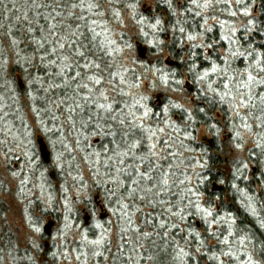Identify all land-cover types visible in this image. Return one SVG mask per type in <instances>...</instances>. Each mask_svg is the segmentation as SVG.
I'll return each mask as SVG.
<instances>
[{"label":"trees","instance_id":"obj_1","mask_svg":"<svg viewBox=\"0 0 264 264\" xmlns=\"http://www.w3.org/2000/svg\"><path fill=\"white\" fill-rule=\"evenodd\" d=\"M65 2L66 0H0V144L6 145V148L10 144L20 146L23 141L21 139L22 134L25 131L28 132L29 129H36L40 132L38 136L42 135L47 144L51 145L50 140L56 143V147L62 153L63 163L67 164V166L63 164V168L57 172L56 178L54 176L53 163L45 164L43 160L41 161L37 147V136L31 132L30 138L32 140L30 141L34 148L32 159L37 162L36 168H43L44 173L42 179L38 175L39 179L44 183L43 190L39 187L37 189L38 191L34 190L30 192V194L35 193V195L26 193V195L36 198V203L34 202L36 204L35 208L39 209L37 214L39 213L40 215L38 218H36L37 216L33 217L37 219L33 222L36 228L42 224L41 219L49 215L53 216L57 221L60 226L59 229L63 228L66 213L63 204L64 193L62 192V187L69 189L68 195L72 197V203L74 205L72 213L68 214L69 222L72 226L67 230V234L64 236L60 234L54 240V243H57V245L54 244L46 248L43 243L42 247L38 248L43 250L41 255L37 254V251L33 247H27L23 251L17 248V242L20 238L18 231L16 230L15 232L9 225L3 207L1 206L0 264H7L6 258L9 255V251H13L14 254L17 253L15 257L19 258L20 262L18 264H62V259H70L71 254L74 255V253L80 256V264H196V261L188 258H185L184 261L176 258L177 245L185 247V240L181 238L185 233L180 232L177 235L179 230L173 229L167 237L156 235L157 232L162 233L164 230L154 228L152 223L145 222L147 214L152 211L150 207H144L143 215L139 213V225L132 226L133 228L139 226L142 232L150 233V236L147 238L142 234L132 231V229H129L127 234L121 232L120 228L124 222L117 216H113L110 212L99 210L101 208L99 201L103 196V189L96 185L95 180L98 177L94 173L97 167L101 173L105 171L103 161L106 156L111 155V152L105 153L103 150L104 148L111 149L115 145L111 143L112 136L92 135L96 131V122L99 120L105 131H108L109 126H111V130L117 133L115 139L121 145V148L125 147V141L131 143L134 139L140 138L142 135L141 131L135 128H121L117 122L108 120L107 114L99 111L91 103L84 104L83 109L78 110L74 114L76 128L73 130L67 123V112L53 110V105L49 103L50 99L59 101L60 97L64 95L65 90L56 89L55 92L45 93L39 84H29L31 77L24 72L25 68L28 69V72L32 76L42 74V72L37 70L35 65L39 64V55L44 52V49L37 52L35 41L40 40L44 35H48V25L50 23H57L60 20L59 16L56 17V20H52L49 17L47 21L43 17L49 13L56 15V12H61L65 17V23H84L74 20L69 21V11L77 15L83 11V14L87 17V24L92 26L91 21L96 20L97 25L94 26L96 32L104 33V35L98 36L93 40V34L86 28H81L80 31L84 35L74 38L77 41L76 47H79L81 44L84 45L85 47L80 50L85 51L89 61L100 64V69H74L69 74L70 76L74 75L75 71H81L85 78L73 81L71 88L66 90L67 95H73L72 89H75L78 83H86L89 88L93 89L95 96H98L100 91L105 92L109 97L107 103H113L116 108V112L113 114H116L119 113L121 108H124L123 105L125 102L131 103V101L122 100V96L128 99V95H120L119 92L116 94L117 90H113L112 84L118 85V90L122 88L125 93H129L131 88L129 85L134 83L140 84L141 88L139 87V89L145 88V91L148 89V92L150 90L152 97L147 102V105L153 109L154 113H160V115H153L145 123L152 127H165V131L172 134L174 139L178 138L179 140H183V147L179 143H176L169 149V151H175L178 154L183 153V155L179 159L169 157V160L173 165H179L180 159H183L185 164H187V158L195 157L201 163H207L208 167L206 169L201 170L196 168V171H200L202 176H207V180L201 185L205 199L212 197L214 203L219 204L220 201H215L213 194H224L226 198L224 202L225 208L222 211H232L240 218L238 221L240 226H246L247 230L253 235L252 243L249 245L248 250L253 255L255 261L264 264V229L260 228L255 220L240 208L228 184V181L231 179L230 173L235 170L236 162L243 160L245 163H248V180L241 179L238 183L242 188L246 187L250 194L255 197L258 211L264 215V151L256 147L259 139L258 134L264 135V123H262L264 121V101H261L259 95H257L253 101L255 104L254 108L241 110V115L246 116L247 123L252 126L251 131H249L240 126L241 121L238 118H232V113L228 110V106L220 104L218 97L212 93L205 95V92L202 91V85L196 79L197 73L210 70L213 61L221 67H224V59L229 58L227 51L229 44L227 41L220 39L224 31L220 28V21L227 22L226 28L234 27L236 29L233 39L237 43L231 45L233 50L239 49L240 51H244L245 49H250L251 46V48L264 52V0H254V3L253 0H245V4L249 8V15L247 16L244 15V4L237 5L236 0H230V4L231 2L234 4V7H231L230 10L236 12V16H229V9L223 4L218 5L215 11L211 9L201 10L203 16H196L195 12L197 9L194 6L186 5L192 7V11L186 12L179 17L181 22L180 26H183L185 29L184 33H180L178 29L175 33L173 32L172 25L176 23L177 17L171 14L164 0H155V3L151 5L152 7L146 8H143L144 5L146 6V2L140 0L135 19L133 18L132 9L126 5L136 2V0H112V3H109V0H99L102 7L95 8L92 12H89L86 6L89 3L97 2V0H84L85 8L83 10L81 8L70 9L63 7ZM67 2L78 4L80 0H67ZM200 2L203 3L202 0ZM213 2L215 3V0ZM56 3H60L61 7L53 11V6ZM44 5H49V7H45ZM150 9L152 11H149ZM113 10L120 12V19L123 18V12H128L132 25L135 27V32H131L128 29L118 31L117 24L111 21V17L114 16ZM100 12H103L102 16L93 14ZM141 15L148 17L150 21L156 16L164 20V27L167 30L156 34L157 39L164 41V44L160 48L153 47L152 43H150V41H153L154 35L149 28L145 27L144 29L149 32L148 36L141 34V26L137 23ZM212 16H215L217 19H211ZM205 18H208L207 26H211L212 31L198 36L196 41H188L186 38L187 35H197L198 33L204 32V27L202 26L204 25ZM249 21H254V23L250 24ZM245 26L251 28L252 31H246ZM29 28L32 29L31 32H29ZM59 34L65 35L63 31H60ZM105 35L110 40H114L115 44L107 45L105 43ZM57 38L50 37L53 41ZM62 42L66 44L63 52H74L76 50V48L69 49L68 41ZM201 42L212 43L213 48H191L192 43L200 44ZM128 45H131V47H128ZM52 46L54 44L45 43V48L49 51ZM115 48H119L120 51H113ZM142 48L147 49L144 58H141L144 56L140 51ZM131 49H133L135 54L137 53V57H128L126 52ZM189 51L194 53V55L189 56ZM164 52L168 54L166 59L170 57L173 61L177 62L175 66H167L165 63L166 59L163 58ZM205 56H208L209 59L206 60ZM33 57L35 59H33V65L30 66L27 60ZM50 58L55 59L56 57L52 56ZM73 59L79 58L73 57ZM124 60H129V64L126 65ZM193 61H195L196 65L195 71H189V67ZM248 62L244 58H237L231 60V65L235 69L242 70ZM79 63L83 64L85 60L79 59ZM156 69H160L161 71L157 72ZM52 70L55 71L56 69L53 68ZM110 72L122 73L127 83L121 85L119 83V76H115L114 78L110 77ZM165 73L169 76L168 84H164L160 79L161 75ZM93 74L102 77V83L100 85L94 86L86 79L87 75ZM211 78L216 79L215 76ZM109 80H112V84L109 83ZM175 80H182L184 82V87L190 95L188 106L180 105V108L171 107L172 104H177L176 101L173 102L177 99H174L175 96L172 95L183 90L182 85H176L174 83ZM57 82L59 83L60 81L58 80ZM45 87H47V83ZM255 91L257 94L264 93V86L257 87ZM79 94L80 97L87 96L88 91L87 89L81 88L79 89ZM198 97L199 99H197ZM80 102L82 104L84 103L83 100ZM101 102L103 103L105 101L101 99ZM160 104L163 106L160 107ZM165 106L169 108L167 116L163 113ZM198 108H204L207 115L197 111ZM184 109L192 113L193 119L191 121L187 119V113ZM124 111L127 112L125 108ZM53 115L59 117V119H53ZM101 117H104V119H101ZM164 119H168L170 123L177 125L180 131L173 133L171 128L164 125ZM82 122H87L88 126L82 128ZM211 124H217V127L220 129L218 136L209 127ZM233 125L236 127L233 128ZM61 126H63V133L58 130ZM46 128L51 129V131H45ZM202 130L205 134L198 139ZM236 131L240 132V137L236 136ZM78 133H83L79 137L81 140L79 146L75 143L78 138ZM189 133L196 139H186L185 137ZM85 136L88 139H84ZM62 138L63 143H61ZM163 139H167V136H164ZM248 140L251 141L252 146H247L244 156L236 159V150L239 149L236 145L241 143L243 146V143ZM64 143L70 145L72 149L70 152L65 151ZM261 143H264V141H261ZM93 151L101 152V163L98 165L92 164L90 161L84 159L88 153ZM143 154L144 152L136 153V155ZM92 159H95V157ZM128 162L131 163V158H129ZM161 163H164V168L167 171V163L164 161H161ZM193 165H195V161H193ZM183 167L184 165H180V168ZM32 168L35 169L31 164L26 165L25 173L31 170L30 178L34 181L35 178L33 179L32 175L35 176L37 173H34ZM186 174L193 177L192 185H195L197 180L192 168H188ZM77 176H83L81 183L88 185L80 193L79 202L77 199V190L80 188V183L73 180V177ZM177 176H179V171H177ZM54 177L56 180H53L55 179ZM221 179L225 180L226 183L224 185L219 183ZM55 182H58V185ZM26 187L24 190H28ZM7 188L4 189L3 182H0V191L4 193ZM49 196L52 197L51 201L49 200ZM88 196L91 197V202L87 200ZM161 198L166 197L162 194ZM47 205L53 207L54 211L52 213L46 212L45 206ZM93 207L98 209L95 217L90 215V210ZM157 210L159 211V209ZM30 212L27 214H31ZM152 215L155 216V213L153 212ZM27 217L31 219V216L27 215ZM97 219L104 225V228L109 229L107 243L99 248H94V246L90 247L89 245L83 244L82 241L75 242L72 232H68L75 226V232L80 227L87 228L89 240L99 238L98 235H101L103 229L93 227ZM108 221H111V224ZM153 223L158 222L153 221ZM188 223L203 234L204 226L199 217H189ZM181 227H185V225H181ZM114 229L116 230L115 237L112 236ZM41 238H49V235L43 232ZM138 239H141L142 242ZM189 240L190 243L186 247V251L195 255L199 264H212L206 257L201 258L195 252L197 246L196 241L191 238ZM136 242L142 247H139L140 253L136 251ZM94 250L102 251L103 256H93L92 253ZM65 252H69V258H65ZM242 253L243 249L241 250V259H245L246 257Z\"/></svg>","mask_w":264,"mask_h":264},{"label":"snow or ice","instance_id":"obj_2","mask_svg":"<svg viewBox=\"0 0 264 264\" xmlns=\"http://www.w3.org/2000/svg\"><path fill=\"white\" fill-rule=\"evenodd\" d=\"M167 4L168 10L174 17H177L176 23L172 25L173 32L178 29L180 33H184L185 29L183 26H180V19L184 13L191 12L192 7L186 5L194 6L197 11L195 12L196 16H203L201 10L211 9L212 11L216 10V7L220 4L225 5L229 9V14L231 16H236L237 13L231 11L230 0H203V3L200 0H164ZM109 3H112V0H109ZM140 0H136L134 3L127 4L126 6L133 11V18H136V12L139 6ZM254 3V0H253ZM237 5L244 4V15H249V8L245 4V0H236ZM49 7V5H44ZM61 4L56 3L53 6V11L57 8H60ZM63 7L76 9L85 8L84 0H80L77 3H68L67 0L64 3ZM87 10L92 12L95 8H101L102 4L97 0L95 3L87 4ZM223 11V9H222ZM94 15H103V12L93 13ZM113 15L117 18L120 17V12L113 10ZM59 16L60 20L57 23H50L48 25V35H44L40 40H36V51L40 52L41 49H44V52L39 55V64H36L35 67L38 71L42 72L40 75L32 76L28 72V69L25 68L24 72L28 74L31 79L29 84L37 83L40 85V88L43 89L45 93L55 92L56 89L65 90L64 95L60 97L59 101L49 100V103L53 105V110H62L67 112V123L70 125L71 129L75 130L76 120L74 114L78 110L83 109L84 104H94L99 111H103L107 114V119L117 122L121 128L127 129H138L141 131L142 135L140 138L134 139L131 143L125 141V147L121 148V145L116 141L115 137L117 133L111 130L105 131L98 120L95 124L96 131L92 135H101V136H112L113 139L111 143L115 145L113 148H104V152H111V155L106 156L104 159L105 171L100 172V169L97 167L94 175L98 177L95 180L97 186L102 187L103 196L101 197L99 203L101 208L99 210H105L110 212L113 216H117L124 223L120 228V231L127 234L129 229L132 231L142 234L145 238L150 236V233L142 232V229L139 227L133 228L132 226L136 223V214H144V207H150L151 212L147 214L146 223H152L154 228H159L164 230L162 233L157 232L156 235H162L167 237L170 235L171 230L178 229L177 235L180 232L185 233L182 239L185 240V247H180L177 245V255L176 258L180 261H184L185 258L196 261V264H199L197 258L192 253L186 251V247L189 245L190 240L194 239L197 243L195 252L200 255L201 258L206 257L212 264H260V262L253 259V255L248 250L249 245L252 243L253 235L247 230V227H241L239 217L232 211H222L225 208V196L223 193L219 195L213 194L215 201H220L219 204L214 203L212 197L205 199V194L201 190V185L207 180V176H202L200 171H196V168L201 170L208 167L207 163H201L200 160H197L195 157H189L188 163L185 164L183 159H180L179 165H173L169 160V157L173 159H179L183 153H177L175 151H169L174 144L179 143L183 147V140L178 138L174 139L172 134L165 131V127H156L153 128L151 125L146 124L145 122L150 120L153 115L159 116L160 113H154L153 109L150 108L146 103L148 97L146 96H132V102H125L124 108L127 109V112L124 111V108H121L119 113L113 114L116 112V108L113 103H107L109 97L105 94L104 91H100L98 96L93 94V89L88 87V84H77L75 89H72L73 95L68 96L66 90L71 88L73 81H78L79 79L85 78L81 71H75L74 75H69L74 71V69H85L90 70L92 68L100 69V64L95 63L94 61H89L85 51L80 50L85 47L84 45H79L76 47L77 41L76 37L83 36L84 33L80 31L81 28H86L90 31L93 36L92 39L95 40L96 37L104 35V33L96 32L97 25L96 20L91 21V25L87 24V17L83 14V11L79 15L69 11L68 20L69 21H80L84 23H65V17L63 13L56 12V15L49 13L43 18L47 21L49 17L52 20H56V17ZM207 19H204V32L198 33L197 35H187V40L190 42L196 41L198 36L205 35L208 32L212 31L211 26H207ZM211 19H217L215 16H212ZM154 21V22H152ZM137 23L141 26L140 32L144 36H148L149 32L145 31V27L149 28L154 35L152 43L153 47L160 48L164 44L162 39H157L156 34L159 32H164L167 29L164 27V20L159 17H153L150 21L148 17L143 15L137 20ZM220 28L224 30L220 37L221 40L227 41L229 44L228 48V57L224 59V67H221L214 61L211 63L210 70H205L202 73L196 74L197 82L202 85V91L207 93H212L214 96L219 98V103L222 105H227L228 110L232 113V118H238L241 121V127L251 131V125L247 123V117L241 115L242 109H251L255 107L253 103L255 97L259 95V99L264 101V93L257 94L255 89L257 87L264 86V52H260L255 48L245 49L240 51L239 49L233 50L231 48L232 44L237 43L233 39L236 29L234 27L226 28V21H220ZM250 24H253L254 21H249ZM75 28V30H73ZM246 31H252L251 28L245 26ZM32 29L29 28V32ZM43 31V29H41ZM63 31L65 35H60L59 32ZM50 37H58L55 41L51 40ZM68 41L69 49L76 48V50L69 51L67 53L63 52L66 47L65 42ZM45 43L54 44L51 47L50 51L45 48ZM105 43L107 45H114L115 41L110 40L105 35ZM131 47V45H128ZM203 47V48H213L212 43L200 44L192 43L191 48ZM113 51L119 52V48L113 49ZM162 51V48H161ZM110 54V53H109ZM194 55L189 51V56ZM55 56V59L50 57ZM77 57L79 59H84L85 63L80 64L79 59H73ZM237 58H244L249 62L242 70H238L232 67L231 60ZM33 59L35 57L28 59L27 63L32 66ZM159 59V58H158ZM205 59H209L208 56H205ZM19 63V62H17ZM110 67V66H109ZM56 70L53 71L52 69ZM196 65L193 61L192 65L189 67V71H195ZM127 71V69H125ZM157 72H160V69H156ZM110 77L119 76V83L121 85L126 84L127 80L124 75L120 72L109 73ZM215 76L216 79L211 77ZM86 79L90 81L94 86L100 85L102 83V77L98 75H87ZM161 81L164 84H168L169 76L167 73L162 74L160 77ZM60 81L59 83L57 81ZM47 83V87L45 84ZM109 83L112 84V80H109ZM176 85H182V80H175ZM215 85V87H214ZM113 90L118 89V85L112 84ZM129 87L138 88L140 87L139 83H134L129 85ZM87 89L88 95L80 97L79 89ZM120 95H129L125 93L122 88H119ZM31 95V93H29ZM33 99H35L33 97ZM101 99L105 102H101ZM199 99V97L197 98ZM83 100V104L80 102ZM63 106V107H62ZM171 107L180 108L179 104H172ZM35 110V109H34ZM168 106L163 108V113L167 116ZM187 113V119L191 121L193 119L192 113L187 109H184ZM197 111L205 113L204 108H198ZM207 115V113H205ZM53 119H59L53 115ZM91 119V118H89ZM104 119V117H101ZM163 123L166 127L171 128L173 133L179 132L180 128L169 122L168 119H164ZM264 123V121H262ZM88 126L87 122H82L81 127L86 128ZM209 127L214 131V134L219 135L220 129L217 127V124H211ZM236 126L233 125V128ZM63 133V126L58 129ZM45 131H51V129H45ZM83 133H78V138L75 143L77 146L81 144L80 136ZM164 136H167V139H163ZM236 136L240 137V132L236 131ZM259 139L256 143V147L261 148L264 151V135L258 134ZM186 139L194 140L196 139L189 133ZM88 139V137H84ZM63 143V138L61 140ZM31 144V141H29ZM237 148H242V144L238 143ZM65 151H71L69 144L64 143ZM83 150V149H81ZM190 151V149H189ZM137 152H144L143 155H136ZM28 155V153H25ZM61 155L57 154L55 158L56 165L60 166ZM95 157V159H92ZM29 158V163H32L31 156ZM131 158V163L128 162ZM84 159L90 161L92 164L101 163V152L93 151L88 153ZM164 161L167 163L168 170L164 168ZM195 161V165H193ZM180 165H184L183 168H180ZM192 168L195 172V177L197 183L192 185V176L186 174L187 169ZM249 169L248 163H245L243 160L237 161L235 164V170L230 173L231 179L228 181L231 192L235 200L239 203L240 208L243 209L249 216H251L255 222L259 225L260 228L264 229V215L258 211L256 206V199L253 195L250 194L246 187H241L238 181L241 179L248 180L247 170ZM177 171H179V176H177ZM16 175V173H13ZM43 175V173H41ZM182 177V178H181ZM73 180L80 183V188L77 190V199L79 202L80 193L88 187L86 183H81L83 181V176L73 177ZM27 181L22 180L21 184H25ZM221 185H224L225 180H219ZM41 190H43V184H41ZM174 189H176L174 191ZM69 189L67 187H62L63 195V204L65 208L64 216V226L62 229H59V232L62 236L67 234V230L71 227L69 222V215L72 213L74 205L72 203V197L68 195ZM164 195L166 198H161V195ZM52 197L49 196L51 201ZM87 200L91 202V197L88 196ZM159 209V211L157 210ZM98 209L93 207L90 210V215L95 217ZM155 213V216L152 213ZM189 217H199L204 226L203 234L192 227L188 223ZM156 221L158 223H153ZM111 224V221H108ZM185 225V227H181ZM79 227V225H77ZM94 228L103 229L100 237L98 239L89 240L88 239V229L85 228L81 233V241L83 244L94 246V248H99L107 243V233L109 229L104 228V225L96 221L93 224ZM36 232H40V228H35ZM214 241V243H212ZM39 248V245H35ZM243 249V256L245 259H241V250ZM93 256H103L102 251H93ZM65 258L68 257V253H64ZM80 259V256H77V260ZM107 259V257H105Z\"/></svg>","mask_w":264,"mask_h":264},{"label":"rangeland","instance_id":"obj_3","mask_svg":"<svg viewBox=\"0 0 264 264\" xmlns=\"http://www.w3.org/2000/svg\"><path fill=\"white\" fill-rule=\"evenodd\" d=\"M144 2H146V6L144 5L143 8L152 7L151 5L153 3H155V0H144ZM231 7H234L233 2H231ZM149 11H152V10L150 9ZM207 13H208V11H207ZM122 15H123L122 19H120L121 16L119 18H117L115 16L111 17V21L117 24V30L120 31L121 29H123V30L128 29L131 32H135L134 31L135 27L132 25V21L130 20V17H129L130 14L128 12H123ZM228 15L231 16L230 14H228ZM121 20H122V23H121ZM106 32H108V31L106 30ZM117 34H118V32H117ZM117 34H116V36H117ZM137 35L139 36V34H137ZM126 53H127L128 57H132V58L137 57V53L135 54L133 49L128 50ZM167 55H168L167 52H164L163 58L166 59ZM127 59H131V58H127ZM124 62L126 63V65H128L129 64L128 62H130V61L124 60ZM182 88H183V90H181L179 93L172 95V96H175L174 99H177V100H174L173 102L176 101V103L181 105V106H188L190 95L187 93V89L184 87V82L182 84ZM147 90L148 89H146V91ZM146 91H145V88L139 89V87L138 88L131 87L130 91H129V95L127 96L128 99H126L124 96H122L121 99L122 100L125 99L129 102L130 101L132 102V96H146L149 99H147L146 101H143V102L148 104L147 102H149L150 98L152 97L151 96L152 92L150 90H149V92L148 91L146 92ZM118 92H119V90L117 89L116 94H118ZM108 93H109V91H108ZM119 97H121V96H119ZM162 106L163 105L160 104V107H162ZM125 110H127V109L125 108ZM32 121H33V119H32ZM153 128H156V126H154ZM31 132H32V134H35V135L37 133H39V131L36 129L35 130L29 129L28 132L25 131V133L22 134V136H21L22 138L20 137L23 140L21 142L20 146L10 144L9 147L6 148V145L0 144V182H3L4 189L7 187L9 188V189L7 188L6 191H4V193L2 191H0V209L2 206L3 210H4L5 217L9 223V225L15 230V232H16V230L18 231L20 238H19V241L17 242L19 245V247L17 245V248H20V250L23 251L27 247H33L37 251V254L41 255L43 250L38 249L37 247L34 246V244L39 245V247H42V245L44 243V239L41 238V235L44 232V228H46L48 225L50 227H52V231L50 233L51 237L49 238V241H50L49 247H51V245L52 246L54 244L57 245V243H54V240L57 239L58 236L60 235V232H59L60 226L57 223V221L54 219V217L51 215L44 216L43 219H41L42 224L37 226L41 230L39 233L35 231L36 227H35V225H33L34 224L33 222L37 220L33 217L37 216L36 218H38L40 216L39 213L37 214V211H39V209L35 208L36 198H34L33 196L26 195V193L30 194L31 191L37 190L41 186V184H44L43 181L40 180V179H42V177H44V173H43V168H36L37 162L34 159H32V161H33L32 163H29L28 157L31 156V158H32L33 154H34V148H33L32 142H31V144H29V141L32 140L30 138ZM203 134H205V133L202 130V133H200L198 139H200ZM242 139H244V138H242ZM17 142H19V141H17ZM50 143H51V145H53L52 146L53 148L51 147V145H50V147L52 149V155H53L54 176L56 177L57 172L63 168V164L66 166H67V164L63 163L62 155H61V159L59 162L60 166L58 167L56 165L55 158H56L57 154L60 153V150L56 147V143L54 141L50 140ZM247 146H252V143L250 140L244 142L242 148H239L238 150H236L237 151L235 154L236 159H239L240 157L242 158L244 156V153H245ZM25 153H28V155H25ZM28 164H31V165H33V167H35V169L32 168V171L34 173H37L35 176L32 175L33 179L35 178L34 181L30 178L31 170L28 171L27 173H25L26 172V165H28ZM13 173H16V175H13ZM41 173H43V175H41ZM87 173L89 176V171ZM38 175H39V177L41 176L40 179H39ZM56 178L53 180H56ZM22 180H26L27 182L25 184H21ZM55 184L58 185V182H55ZM26 186H28V187H26ZM25 187L28 190H24ZM31 194L35 195V193H31ZM30 207L32 210L31 212H30ZM45 208H46V212H48V213H52L54 211V209L51 205L50 206L47 205V206H45ZM28 212H30L31 214H27ZM27 215L31 216V219L28 218ZM139 216H140V214L137 213L136 214V223L134 225H139V223H140V217ZM96 221H98V219ZM135 227H139V226H135ZM75 228H76V226L74 228L72 227V229H70L68 232H72V236L74 235V239H75L74 241L75 242H78V241L80 242L81 241V233L84 231V228L80 227L77 229L76 232H75ZM73 233H75V234H73ZM115 234H116V230L114 229V231L112 232V236L115 237ZM16 235H17V233H16ZM98 237H100V235H98ZM138 240L140 242H142L141 239H138ZM136 244H137L136 251H137V253H140L139 247H141V246L137 242H136ZM89 246L91 247V245H89ZM39 250H40V252H39ZM15 254H17V253H15ZM15 254L13 253V251L12 252L9 251V255L6 258L7 264H18L20 262L19 258L15 257ZM68 254H69V252H68ZM71 255L72 256L70 257V259H62V264H80L81 263V262H79V261H81L80 259L77 260L78 255H76L75 253H74V255L73 254H71Z\"/></svg>","mask_w":264,"mask_h":264},{"label":"water","instance_id":"obj_4","mask_svg":"<svg viewBox=\"0 0 264 264\" xmlns=\"http://www.w3.org/2000/svg\"><path fill=\"white\" fill-rule=\"evenodd\" d=\"M140 51L143 53V54H146V48H142L140 49ZM166 63L168 65H171V66H174L176 65V62L173 61L171 58H167L166 60ZM38 143L40 145V150L43 154V159L45 162H49L50 161V158H49V150H48V146H47V143L45 142L44 138L42 136H39L38 137ZM239 210V209H238Z\"/></svg>","mask_w":264,"mask_h":264},{"label":"flooded vegetation","instance_id":"obj_5","mask_svg":"<svg viewBox=\"0 0 264 264\" xmlns=\"http://www.w3.org/2000/svg\"><path fill=\"white\" fill-rule=\"evenodd\" d=\"M0 14H1V12H0ZM1 16V15H0ZM146 55H144V56H142L141 58H144ZM40 133V132H39ZM39 133H37L36 134V136H37V138H36V140H37V143H38V134ZM47 146H48V150H49V158H50V162H45L44 161V159H43V154H42V152H41V150H40V145H39V143H38V150H39V156H40V159H41V161L43 160V162L45 163V164H50V163H53V155H52V149H51V147H50V145L49 144H47ZM54 223V222H53ZM51 231H52V227H50L49 225L46 227V228H44V233H47L48 235H49V238L51 237V235H50V233H51ZM49 238H46V239H44V246L46 247V248H49V244H50V241H49Z\"/></svg>","mask_w":264,"mask_h":264},{"label":"bare ground","instance_id":"obj_6","mask_svg":"<svg viewBox=\"0 0 264 264\" xmlns=\"http://www.w3.org/2000/svg\"><path fill=\"white\" fill-rule=\"evenodd\" d=\"M176 62V61H175ZM176 64H177V62H176ZM175 66V65H174Z\"/></svg>","mask_w":264,"mask_h":264}]
</instances>
